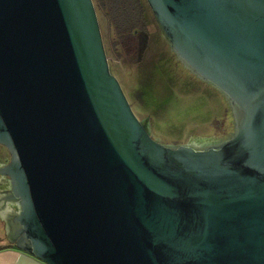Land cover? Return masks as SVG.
<instances>
[{"label": "water", "instance_id": "water-1", "mask_svg": "<svg viewBox=\"0 0 264 264\" xmlns=\"http://www.w3.org/2000/svg\"><path fill=\"white\" fill-rule=\"evenodd\" d=\"M228 97L212 143L149 132L110 70L93 0H0L10 237L48 264H264V0H147Z\"/></svg>", "mask_w": 264, "mask_h": 264}, {"label": "rangeland", "instance_id": "rangeland-1", "mask_svg": "<svg viewBox=\"0 0 264 264\" xmlns=\"http://www.w3.org/2000/svg\"><path fill=\"white\" fill-rule=\"evenodd\" d=\"M99 16L102 31L113 38L115 29L103 14ZM145 17L146 28L139 31L136 56L117 57L112 52L108 59L135 113L147 118L151 135L165 143L189 141L198 145L228 134L234 126L228 97L183 63L147 4ZM117 48L120 50V45ZM7 153V147L0 143V154L8 157ZM0 193L5 192L0 188ZM3 212L6 214V209ZM3 230L0 218V240L5 238Z\"/></svg>", "mask_w": 264, "mask_h": 264}, {"label": "trees", "instance_id": "trees-1", "mask_svg": "<svg viewBox=\"0 0 264 264\" xmlns=\"http://www.w3.org/2000/svg\"><path fill=\"white\" fill-rule=\"evenodd\" d=\"M93 2L99 21V13H101L106 18L108 25L112 26L116 32L112 38L106 36L101 28L108 59H110L109 54L112 52L117 57L125 54L134 58L139 43L138 30L146 28L143 0H93ZM117 45H120V50ZM3 245L0 243V246Z\"/></svg>", "mask_w": 264, "mask_h": 264}, {"label": "crops", "instance_id": "crops-1", "mask_svg": "<svg viewBox=\"0 0 264 264\" xmlns=\"http://www.w3.org/2000/svg\"><path fill=\"white\" fill-rule=\"evenodd\" d=\"M15 201L0 193V218L2 219L4 239L0 240L3 246H0V264H48L42 258L35 254L19 247L10 237L11 225L9 217L16 211V208L11 207ZM6 209L4 214L3 209Z\"/></svg>", "mask_w": 264, "mask_h": 264}, {"label": "flooded vegetation", "instance_id": "flooded-vegetation-1", "mask_svg": "<svg viewBox=\"0 0 264 264\" xmlns=\"http://www.w3.org/2000/svg\"><path fill=\"white\" fill-rule=\"evenodd\" d=\"M145 4H147L149 7H150V5H149V3H148V1L147 0H143V5H144V8H145ZM150 9H151V7H150ZM151 11H152V9H151ZM153 12V11H152ZM154 14V13H153ZM97 15H98V13H97ZM155 16V15H154ZM99 18V17H98ZM156 18V17H155ZM139 31H142V29L140 30H138V35H139V37H140V32ZM143 55V52L141 53V56ZM233 130V129H232ZM231 133V131L228 133V134H226V135H224V136H220V135H218L217 136V139H214V140H207V141H204V142H200L201 144H206V143H212V142H215L216 140H218V139H221V138H224V137H226L227 135H229ZM8 154V157H6V154H3V155H1L0 154V164L1 163H3L4 161H6L8 158H9V152L7 153ZM9 177H8V175L7 174H3V173H0V182L1 181H3L4 183L3 184H5V186L4 187H1V185H0V188L2 189V191L3 192H5L4 193V195L5 196H7V194L9 193V189H10V187L8 186L9 185ZM3 194V193H2ZM11 207H13V208H15L16 206L14 205V204H12L11 205ZM4 210H5V208H4Z\"/></svg>", "mask_w": 264, "mask_h": 264}, {"label": "bare ground", "instance_id": "bare-ground-1", "mask_svg": "<svg viewBox=\"0 0 264 264\" xmlns=\"http://www.w3.org/2000/svg\"><path fill=\"white\" fill-rule=\"evenodd\" d=\"M189 143H190V142H189ZM190 144H191V145H194V146L197 145V144H194V143H190ZM15 202H16V201H15ZM9 223H10V220H9ZM10 225H11V224H10Z\"/></svg>", "mask_w": 264, "mask_h": 264}, {"label": "built area", "instance_id": "built-area-1", "mask_svg": "<svg viewBox=\"0 0 264 264\" xmlns=\"http://www.w3.org/2000/svg\"><path fill=\"white\" fill-rule=\"evenodd\" d=\"M9 186V185H8Z\"/></svg>", "mask_w": 264, "mask_h": 264}]
</instances>
